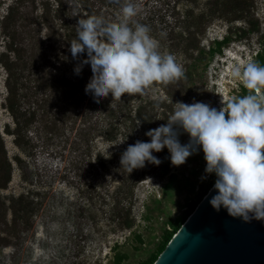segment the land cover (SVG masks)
Returning a JSON list of instances; mask_svg holds the SVG:
<instances>
[{
	"label": "rangeland",
	"instance_id": "374dc122",
	"mask_svg": "<svg viewBox=\"0 0 264 264\" xmlns=\"http://www.w3.org/2000/svg\"><path fill=\"white\" fill-rule=\"evenodd\" d=\"M46 1L0 0V264H116L117 254L124 256L119 264L145 262L160 255L158 248L165 231L175 226L178 230L193 212L188 214L191 204L197 207L204 197L199 198L201 186L211 174L205 173L202 150L183 165L173 166L165 147L161 157L153 152L162 158L158 166L146 163L130 174L121 168V154L137 140L150 142L145 133L166 124L176 102H203L219 110L222 99L227 103L248 94L249 90L232 76V69L264 58V0H243L244 11L229 9L228 5L222 14L212 16L208 0H197L195 4L189 0H132L138 10L132 23L137 18L152 17L160 25L158 16L165 12V4L172 6L175 2L179 13L175 18L182 19L191 9L195 14H208L209 22L196 32L197 49L183 53L180 48L174 51L156 40L161 53L176 57L186 78L167 85L155 83L144 95L125 94L120 101L111 102L123 108L115 115L130 118L121 119L112 131V141L93 131L88 146L79 137L84 126L80 115L60 125L63 129L57 133L49 131L37 114L34 119L28 115L30 119L22 122L18 134L16 121L7 109L10 78L18 80L12 101H18L22 110L36 108L34 92L37 96L48 92L36 89L35 82L44 80L46 70L59 66L67 77L81 80L84 86L87 83L82 74L74 71L77 60L67 57L60 21L53 18L57 27L52 30L36 24ZM60 1L72 11L81 5V0ZM48 2L56 8V0ZM100 2L108 20H123L121 6H115L113 0H95L96 8ZM165 14L164 19L172 21L171 13ZM38 41L43 43L41 54L35 44ZM222 41L225 43L220 51L211 56L209 50L215 48V42ZM41 62L45 65L38 72ZM46 80H51L50 76ZM24 81H29V89H24L30 96L28 102L20 99ZM83 105L80 113L84 112ZM139 105L144 107V121L137 127L135 109ZM91 113L98 115L99 110L95 108ZM95 119L97 116L92 121ZM103 120L100 117L98 121L101 124ZM179 140L187 144L189 136L181 133ZM205 175L207 178L202 180ZM121 178L130 179L126 184L131 187L130 196H115ZM119 199L129 208L128 228L116 223V210L121 206L115 208V203Z\"/></svg>",
	"mask_w": 264,
	"mask_h": 264
},
{
	"label": "clouds",
	"instance_id": "9594fccd",
	"mask_svg": "<svg viewBox=\"0 0 264 264\" xmlns=\"http://www.w3.org/2000/svg\"><path fill=\"white\" fill-rule=\"evenodd\" d=\"M120 11L119 22L97 15L80 18L70 43L73 59L87 54L74 71L79 74L90 65L92 77L85 92L97 103L109 94L112 102L120 101L125 94H146L155 83L167 85L185 78L176 57L159 51L150 27L130 23L138 13L131 0H125ZM232 76L249 90L247 95L227 103L222 99L219 110L203 102H176L167 123L145 133L150 142L137 140L129 145L120 164L129 174L146 163L158 166L161 160L153 152L166 147L171 164L180 166L202 150L205 173L216 177V194L209 200L212 208L217 212L223 208L245 223L264 221V66L250 61L234 67ZM181 133L189 136L187 144L180 143Z\"/></svg>",
	"mask_w": 264,
	"mask_h": 264
},
{
	"label": "trees",
	"instance_id": "16d2710c",
	"mask_svg": "<svg viewBox=\"0 0 264 264\" xmlns=\"http://www.w3.org/2000/svg\"><path fill=\"white\" fill-rule=\"evenodd\" d=\"M132 1V0H131ZM57 5L56 8H51V5L49 4L48 0L43 4V13L41 15V19L36 20V24L38 25H44L46 26L47 30L54 29L57 27L56 20L58 19L60 21L61 27L64 30V32L61 34L62 43L66 44V54L68 59H71L72 55L70 52V43L73 39L76 38V29H77V21L80 18H86L89 15H97L102 16L105 21L111 22L112 20L107 19V12L102 8L103 2H100L97 8L95 6V0H81L80 7L76 8V10L72 11L71 7H63L60 0H56ZM94 2V3H93ZM113 4L119 8V6L122 7L124 4L123 0H119V3L116 2V0H113ZM192 4H195L197 0H189ZM211 7L209 10V15H214L215 13H223L225 10V7L230 5L229 9L232 10H238V11H244L243 6L245 5V2L243 0H233L231 2L230 0H225V2H220V0H208L207 2ZM176 2L170 6V4L167 5V8L165 12L160 14L158 18H161L160 25L155 23V20L152 17L148 18H137L136 22L134 23H140L144 25H148L151 29V36L157 40L160 41L161 44H165L169 49H172L174 51H177L179 48L181 51L187 52L191 49H197V45L195 42L196 32L199 30V28L202 27V25H205L209 22L208 17L209 15L206 13H198L195 14L191 9H188L185 11L184 17L182 19L175 18V16H179L178 11L176 10L175 6ZM69 10L67 13H64V10ZM162 8L159 9L158 12L161 13ZM12 12V10H11ZM166 12L171 13L170 17H172V21L165 20ZM51 13H54L53 15ZM61 14H66L67 17H62ZM210 16V17H211ZM55 18V19H53ZM133 19V18H132ZM24 22V20L22 19ZM119 22V21H116ZM132 23V22H130ZM59 24V27H60ZM53 34V33H52ZM225 42H215V48L209 50V54L212 56L214 53H218L220 51L221 45H223ZM39 46L38 51L40 53V50L44 51L42 48L43 43L42 41H38V43H35ZM54 44V42H53ZM20 51L23 52V50L20 48ZM202 51H199L198 54H201ZM41 54V53H40ZM44 56H41V59H43ZM87 58L86 52L82 54L77 60L79 63L81 60H84ZM20 61H22V58H19ZM258 63L262 66H264V58L259 57ZM45 63L41 62L39 64L38 72L43 71ZM91 68L90 65H84L83 71L79 73L78 75L82 74L84 76V79L87 80L88 84L90 81V78L92 77V71L89 72L88 69ZM21 70H26L25 63L22 62ZM65 70H62L59 66L52 68V70L49 72L46 70V79L47 76H50L51 80H46L44 77V80H35L37 83V87L39 91H42L44 89V93L46 92V89H48L46 94H43L42 96H37V93H33V95L36 97L35 106L36 108H29V109H20V103L18 101H12L13 96H15V87L14 84L17 83L18 80H8L7 86L9 90V99L7 104V109L12 114L13 118L16 121V125L18 128V134H20V129L22 122H27L30 117L31 119H34L35 115L37 114L40 118V121H42L45 124V127L49 129L51 132L57 133L59 130H62L59 128L60 125H64L65 123L70 122L71 123L74 119H77L80 116L83 118V127L80 129L79 137L85 145H89L90 142V134L93 131H98L100 136H104L109 141H112L115 139V135H113L112 131L117 129L121 119L127 120L130 117L125 114L121 115H115L116 113L122 112V107L120 105H112V98L106 97L100 100L99 103L95 102L93 96L85 92V86L84 82L80 80V82H76L75 78H69L65 74ZM12 77V73L10 75ZM186 78V75H185ZM183 78V79H185ZM29 81H24L20 86L24 89H29L28 86ZM15 93V94H14ZM24 99L25 102L30 101V96L27 91L24 90V92L21 94L20 99ZM83 105V113H80V109L82 104ZM98 109L99 114L96 115L95 113H91L94 110ZM143 106L139 105L135 109V120L143 122L142 118V111ZM22 110V111H21ZM105 110L107 113H105ZM117 111V112H116ZM30 117H29V116ZM94 116H97V119L92 121V118ZM100 117H103L104 120L100 124L98 121ZM67 121V122H66ZM92 121V122H91ZM95 121V122H94ZM98 121V122H97ZM161 151L158 152V157H161ZM160 159V158H159ZM162 159V158H161ZM160 159V160H161ZM215 174H211L209 176L208 182H206L203 186H201V193L199 194V198L203 197L207 191L212 187V185L215 183ZM128 178H121V184L117 187V190L115 191L116 197H121L122 195H131V187L129 185L126 186V184H129ZM126 189V190H125ZM125 191V192H124ZM123 202L119 199L115 203V208H118V206H121L116 210V223H120L123 227H130V222L128 220V216L130 214L129 208H126V206L122 205ZM25 205V204H24ZM196 203L191 204L190 209L188 211V214L192 212L195 208ZM21 207V208H20ZM22 209V205H19V211ZM18 211V209H17ZM177 227H173L171 231H165L163 235L162 242L158 248V252L161 253L164 248L166 247L167 243L171 239V237L174 235V233L177 231ZM158 255H153L149 260L145 262H141L139 264H152L156 259ZM124 259L123 255L117 254V261L116 264H119L120 260Z\"/></svg>",
	"mask_w": 264,
	"mask_h": 264
},
{
	"label": "water",
	"instance_id": "95a60500",
	"mask_svg": "<svg viewBox=\"0 0 264 264\" xmlns=\"http://www.w3.org/2000/svg\"><path fill=\"white\" fill-rule=\"evenodd\" d=\"M215 194L213 184L152 264H264V221L215 211Z\"/></svg>",
	"mask_w": 264,
	"mask_h": 264
}]
</instances>
